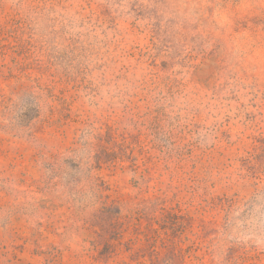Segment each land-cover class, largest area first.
Here are the masks:
<instances>
[{
  "label": "rangeland",
  "instance_id": "1",
  "mask_svg": "<svg viewBox=\"0 0 264 264\" xmlns=\"http://www.w3.org/2000/svg\"><path fill=\"white\" fill-rule=\"evenodd\" d=\"M0 264H264V0H0Z\"/></svg>",
  "mask_w": 264,
  "mask_h": 264
}]
</instances>
